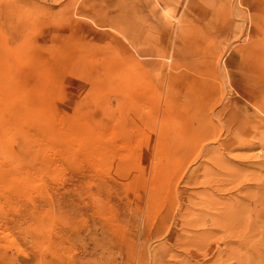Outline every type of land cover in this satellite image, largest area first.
<instances>
[{"label":"rangeland","instance_id":"1","mask_svg":"<svg viewBox=\"0 0 264 264\" xmlns=\"http://www.w3.org/2000/svg\"><path fill=\"white\" fill-rule=\"evenodd\" d=\"M0 264H264V0H0Z\"/></svg>","mask_w":264,"mask_h":264}]
</instances>
